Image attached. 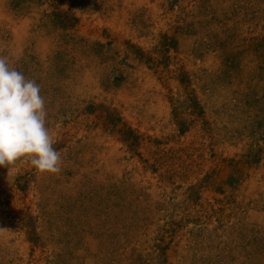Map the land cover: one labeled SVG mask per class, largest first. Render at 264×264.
Here are the masks:
<instances>
[{
  "label": "rangeland",
  "instance_id": "374dc122",
  "mask_svg": "<svg viewBox=\"0 0 264 264\" xmlns=\"http://www.w3.org/2000/svg\"><path fill=\"white\" fill-rule=\"evenodd\" d=\"M0 56L60 156L0 167V264H264V0H0Z\"/></svg>",
  "mask_w": 264,
  "mask_h": 264
},
{
  "label": "clouds",
  "instance_id": "9594fccd",
  "mask_svg": "<svg viewBox=\"0 0 264 264\" xmlns=\"http://www.w3.org/2000/svg\"><path fill=\"white\" fill-rule=\"evenodd\" d=\"M45 118L39 85L0 56V167L23 157L39 173L60 171Z\"/></svg>",
  "mask_w": 264,
  "mask_h": 264
},
{
  "label": "trees",
  "instance_id": "16d2710c",
  "mask_svg": "<svg viewBox=\"0 0 264 264\" xmlns=\"http://www.w3.org/2000/svg\"><path fill=\"white\" fill-rule=\"evenodd\" d=\"M183 129H184V128H183ZM183 129H182V130H183Z\"/></svg>",
  "mask_w": 264,
  "mask_h": 264
}]
</instances>
